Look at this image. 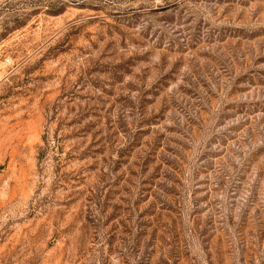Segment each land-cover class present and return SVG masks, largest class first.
I'll list each match as a JSON object with an SVG mask.
<instances>
[{
  "label": "rangeland",
  "instance_id": "rangeland-1",
  "mask_svg": "<svg viewBox=\"0 0 264 264\" xmlns=\"http://www.w3.org/2000/svg\"><path fill=\"white\" fill-rule=\"evenodd\" d=\"M0 264H264V0H0Z\"/></svg>",
  "mask_w": 264,
  "mask_h": 264
}]
</instances>
